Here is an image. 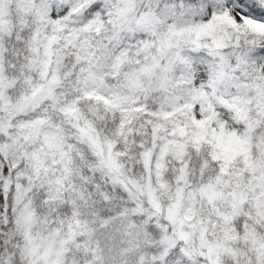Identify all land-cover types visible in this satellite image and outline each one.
I'll use <instances>...</instances> for the list:
<instances>
[{
  "label": "snow or ice",
  "instance_id": "6c2138e0",
  "mask_svg": "<svg viewBox=\"0 0 264 264\" xmlns=\"http://www.w3.org/2000/svg\"><path fill=\"white\" fill-rule=\"evenodd\" d=\"M0 264H264V0H0Z\"/></svg>",
  "mask_w": 264,
  "mask_h": 264
}]
</instances>
